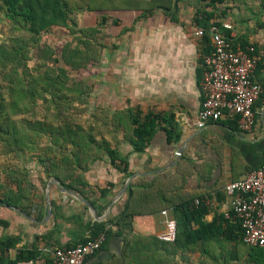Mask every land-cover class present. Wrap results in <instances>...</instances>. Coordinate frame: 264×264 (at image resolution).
<instances>
[{"label": "trees", "instance_id": "obj_1", "mask_svg": "<svg viewBox=\"0 0 264 264\" xmlns=\"http://www.w3.org/2000/svg\"><path fill=\"white\" fill-rule=\"evenodd\" d=\"M117 1H121L120 7L114 6ZM195 1L196 4L203 2L204 8L196 10L192 23L204 30L212 24L220 28L221 24L214 20L213 9L224 0ZM177 3L178 0H174L173 5L170 0H2L6 16L31 34V39L10 36L0 41V80L6 82L7 92V97L0 94V146L4 153L15 160L25 152L30 153L41 164L44 185L48 178H55L61 187L87 200L100 216L108 204L106 197L113 185L109 182L105 188L96 187V195L84 173L106 156L109 164L125 178L130 175L127 157L117 149V128H123L122 138L136 153L144 151L156 130H165L169 143L181 139L180 130L172 114L149 111L141 115L138 109L130 107L111 114L108 111L99 114L100 109L92 113L96 120L101 119L103 130L109 129L110 140L102 135V129L97 133L91 127L82 126L71 112H83L76 103L86 104L89 87L84 79L69 76L68 68L77 70L98 60L95 38L109 19L116 26L122 23L115 15L119 11L134 10L138 12L135 18L139 19L154 9H162L171 20L177 21ZM81 11L97 15L95 24L77 28L75 14ZM134 23L135 20L129 27H122L120 33L132 29ZM53 27L66 28L72 39L61 46L58 57H53L51 64H43L42 70L40 67L28 68L27 61L34 47L30 41L36 42L43 32ZM222 35L229 36L228 33ZM202 39L208 44L206 33ZM208 46L205 54L211 50L210 43ZM38 101L44 105L41 118L32 116ZM23 114L30 116H20ZM41 139L44 141H39ZM5 172V177L0 179V200L6 207H18L29 214L35 203L31 197L33 184L28 178V170L14 163ZM173 181L168 174L133 179L128 183L118 213L103 221H84L77 217L79 236L66 243L56 238L55 234L61 228L58 220L66 218L61 207L52 201L53 225L41 236H36L32 243L16 247L18 235H0V264H54L52 253L38 249L36 240L41 239L46 248H68L100 233L106 236L102 246L112 235L120 239L121 252L116 264H231L241 260L245 264H264V248L248 246L242 241L243 230L233 214L228 218L218 214L211 221H205L209 209L204 197L174 195L170 192L174 188ZM165 207L171 209L176 220L174 241L160 240L156 234L132 233L134 216L151 215ZM43 214L40 211L36 219H41ZM8 225L9 221L0 217V227ZM10 250H14L13 256ZM193 253H198L197 263L192 262L190 255Z\"/></svg>", "mask_w": 264, "mask_h": 264}, {"label": "crops", "instance_id": "obj_2", "mask_svg": "<svg viewBox=\"0 0 264 264\" xmlns=\"http://www.w3.org/2000/svg\"><path fill=\"white\" fill-rule=\"evenodd\" d=\"M173 3L174 0H170V5ZM198 8L203 9L204 3L178 0L177 21L171 20L162 9H154L139 19L135 18L138 13L134 10L119 11L122 23L114 37L113 95L109 99L105 97L103 106L110 108V113L130 107L138 109L141 115L149 111L173 115L181 136L177 142L169 143L165 130L158 129L149 139L144 151L136 153L122 138L123 128L119 127L115 133L119 140L117 149L127 157V171L130 175L135 174L133 179L168 174L175 183L170 191L174 195H202L209 209L204 219L211 221L214 216L228 211V196L224 192V185L244 177L248 171L264 162V90L254 105L255 121L251 131L242 133L236 121L228 119L208 123L204 128L195 126L196 113L202 100L199 89L201 78H198V74L202 71V77L203 56L210 43L209 38L207 44L202 36L193 34L192 17ZM213 12L214 20L221 24L219 29L222 34L228 33L234 43L253 47L257 63L252 78L264 89V0H224L214 6ZM134 20L132 29L120 33L122 27H129ZM223 24L231 27L226 28ZM111 102H114V108L107 106ZM179 147H182L179 159L174 165L167 167L176 158ZM27 159L31 160L25 162L28 165L20 166L28 170V178L33 184V213L27 214L15 207L21 211L18 212L3 204L0 209V217L9 221L8 227H0V235H18L20 238L16 247L32 243L36 236H41L53 225L52 212L46 219L45 193L50 178L44 185L41 164L30 153ZM128 177L125 178L122 172L113 168L106 156L84 173L87 184L96 195V187L105 188L109 182L113 185L106 197L108 204L103 212L115 199L108 216L121 210L127 187L120 194L119 191ZM48 191L51 202L54 201L61 207L66 218L58 220L61 228L55 234L56 238L61 243L76 239L80 232L77 217L84 221L92 219L90 210L83 202L62 192L54 184L48 187ZM164 209L172 215L170 208ZM40 211L44 212L43 217L36 219L35 216ZM162 229L163 216L160 211L151 215H136L132 219L134 234L157 235ZM36 245L43 251H50L52 248H46L41 239L36 240ZM121 245L120 239L112 235L86 259L85 264H116ZM9 253L13 256L14 250Z\"/></svg>", "mask_w": 264, "mask_h": 264}, {"label": "built area", "instance_id": "obj_3", "mask_svg": "<svg viewBox=\"0 0 264 264\" xmlns=\"http://www.w3.org/2000/svg\"><path fill=\"white\" fill-rule=\"evenodd\" d=\"M204 33L208 35L211 50L203 56L204 70L199 82L202 100L195 126L204 128L208 123L228 119L235 120L242 133L249 132L255 121L254 105L264 90L252 78L257 63L253 47L234 43L231 36L222 35L215 24L206 30L194 25V35ZM223 189L229 207L223 215L228 218L233 214L240 221L242 241L246 245L264 248V162L244 177L229 181ZM160 214L163 229L157 237L172 242L176 237V220L165 209ZM105 237V233H100L72 247H53L50 252L54 264H85L86 259L100 249Z\"/></svg>", "mask_w": 264, "mask_h": 264}, {"label": "rangeland", "instance_id": "obj_4", "mask_svg": "<svg viewBox=\"0 0 264 264\" xmlns=\"http://www.w3.org/2000/svg\"><path fill=\"white\" fill-rule=\"evenodd\" d=\"M143 1V0H142ZM114 6L120 7L122 5L121 1H117L113 3ZM110 5V4H109ZM141 5H145L141 2ZM138 13V12H137ZM119 16L120 14H115ZM97 15L95 14H85L83 11L77 12L75 14V19L77 22V28L82 26H89L95 24V18ZM114 17V16H113ZM120 28L116 25H113L108 22L104 25L103 28H100V32L95 38V41L98 43L99 50V58L96 62H91L84 68H80L77 70H72L68 68V75L75 79H84L86 85L89 87V93L86 96L87 102L85 105L76 103L77 107L83 112H71L74 120L81 124L86 128H93L94 131H99L102 129V135L105 136L107 134V138L109 136V132L107 130H103L104 125L101 122V119H95L92 116V113L96 109H100L99 114L102 111H110L111 109L103 106L105 97L109 99L113 95V83H114V56L113 49L115 45V34ZM10 36H20L26 39H31V34L23 28H20L18 24H16L13 19L8 18L5 14V8L2 4V0H0V41L7 39ZM72 39V36L68 33L67 29L64 27H53L47 32H43L36 42L30 41V44L33 45V49L31 52V58L27 61V66L30 69H34L35 67H40L43 69V64L52 63L53 57H58L59 50L61 46ZM106 51V52H105ZM111 51V54L108 52ZM42 65V66H41ZM59 65H62L59 63ZM6 82L0 80V94L7 97L5 84ZM112 87V88H110ZM37 106L35 109L36 118H41L44 115L43 111V103L41 101L37 102ZM111 104V105H110ZM107 106H111L114 108V102H111ZM109 114H111L109 112ZM30 116V114H23L20 116ZM106 132V133H105ZM116 133V131H115ZM117 136V134H116ZM118 139V138H117ZM39 141H44L43 139ZM28 158V153L25 152L24 158L20 157L17 160L13 159L10 154H5L3 148L0 146V179L2 180L5 177V171L14 163L18 165H28V161H31ZM32 159V158H31ZM33 160V159H32ZM1 209V204H0ZM193 263H197L198 253H193L190 255ZM242 262H231V264H245L243 260Z\"/></svg>", "mask_w": 264, "mask_h": 264}, {"label": "water", "instance_id": "obj_5", "mask_svg": "<svg viewBox=\"0 0 264 264\" xmlns=\"http://www.w3.org/2000/svg\"><path fill=\"white\" fill-rule=\"evenodd\" d=\"M181 151H182V147H179V148L177 149V151H176V158H175V159H174L169 165H167V167H170V166L174 165V164L177 162V160L179 159V156H180ZM163 169H165V168H163ZM163 169H160V171L163 170ZM157 171H159V170H157ZM155 172H156V171H155ZM134 177H135V174H132V175H130V176L128 177V179L126 180V182H125L124 186L122 187L121 191H119V194H120L123 190H125V188L127 187L129 181H130L131 179H133ZM51 184H54V185H55L59 190H61L62 192H64V193H68V194H71V195H73L76 199H78L79 201L83 202V203L88 207V209L90 210V212H91V216H92V219H93L94 221H103L104 219H106L107 216H108V214H109V211H110V209H111V207H112V205H113V202H114V200H115V199H114L113 201L110 202V204L108 205V207H107L105 213H103L101 216H97V214H96V212H95L93 206H92L87 200H85L84 198H82V197L76 195V194L73 193L72 191L67 190V189H65V188H63V187H61V186H59L58 181H57L55 178H50L49 181L47 182V189H46V193H45V199H46V203H47V208H46V219L50 217L51 212H52V203H51L50 196H49V191H48V187H49ZM119 194H118V196H119ZM118 196H117V197H118ZM117 197H116V198H117ZM0 204L5 205V203H3L1 200H0ZM10 207L13 208V209H16L18 212H21V211H19L17 208H15V207H13V206H10ZM24 215L27 216L26 214H24ZM27 217H28V216H27Z\"/></svg>", "mask_w": 264, "mask_h": 264}]
</instances>
